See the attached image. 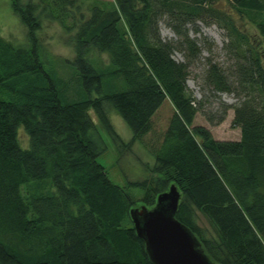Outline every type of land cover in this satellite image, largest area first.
<instances>
[{"label": "trees", "instance_id": "1", "mask_svg": "<svg viewBox=\"0 0 264 264\" xmlns=\"http://www.w3.org/2000/svg\"><path fill=\"white\" fill-rule=\"evenodd\" d=\"M38 1L57 9L62 25L70 16L64 30L71 65L87 98L62 105L51 91L25 103L0 100V264H150L129 216L136 203L96 161L106 146L90 110L115 146H128L112 129L108 108L130 131V142L149 137L156 145L149 153L159 178L127 183L143 191L138 203L152 207L172 185L180 195L175 219L212 263L264 264V0H111L90 3L77 20L65 8L77 0ZM36 5L10 0L32 44L39 30ZM161 17L171 23L175 44L160 39ZM196 22L224 34L230 65L206 60L203 82L238 99L231 120L237 141L214 140L207 129L192 126L201 104L186 92L185 80L201 50L183 26ZM175 50L185 63L171 58ZM90 52L106 56V73L87 62ZM106 77H120L125 89L104 93ZM164 101L172 112L156 137L151 120ZM228 109L222 107L218 123ZM30 183L40 192L23 197L20 188ZM197 213L211 233L196 224Z\"/></svg>", "mask_w": 264, "mask_h": 264}, {"label": "rangeland", "instance_id": "2", "mask_svg": "<svg viewBox=\"0 0 264 264\" xmlns=\"http://www.w3.org/2000/svg\"><path fill=\"white\" fill-rule=\"evenodd\" d=\"M26 1L28 0H21L22 3ZM31 1L35 5L38 4L35 17L39 23V30L33 34V44L28 38L27 28L13 14L10 0H0V100L25 103L29 96H45L51 91L62 105L86 99L87 95L81 87L78 74L71 65L74 55L72 48L68 45L70 35L64 30V25L71 24L70 16L66 21H63L64 25H62L58 22V20H62V16L58 15L57 9L48 5L43 6L38 3V0ZM43 1L47 4L49 0ZM110 1L77 0L73 2L72 6L66 5L65 8L70 14H74L75 20H77L79 14L86 15V8L90 3L99 4ZM170 25L171 23L166 17H161L157 23L158 34L162 41L175 44L178 38ZM242 27L250 37H254L253 28L248 24H244ZM183 29L201 50L198 59L187 65L185 80L186 92L195 102L201 104L192 126L207 129L214 140L237 141L239 129L232 127L231 120L232 107L237 105L238 99L233 94L215 93L203 82L206 60L212 61L222 68H227L230 65V61L222 52L225 42L224 34L215 25H204L200 22H196L194 25L186 24ZM257 40L259 41L256 37ZM260 50L264 65L263 43ZM171 58L176 62L185 63L181 51H173ZM86 60L94 69L102 73H106L109 68L107 58L103 54L90 52ZM102 83L104 93L111 94L125 89L120 77L111 79L106 77ZM222 107H230V109L226 111L224 119L218 123ZM106 111L112 129L119 140L128 146H115L102 129L93 111L90 110L88 115L106 146V151L96 161L104 168L108 179L124 189L137 207L141 206L138 202L143 196V191L138 188H128L127 183L147 180L153 184L159 178V174L152 171L153 162L149 153L156 145L151 144L149 137L138 142H130L131 133L123 121L110 108ZM171 112L172 108L169 102L164 101L151 120L154 136L160 137L164 132ZM18 140L22 147L26 146L27 139L21 131L18 132ZM29 186L32 188L30 189ZM40 189L36 184L30 183L20 188V194L26 197L27 191L32 190L31 193H36L40 192ZM47 189V185L42 187V191ZM195 220L201 229L211 233L207 222L198 213Z\"/></svg>", "mask_w": 264, "mask_h": 264}, {"label": "water", "instance_id": "3", "mask_svg": "<svg viewBox=\"0 0 264 264\" xmlns=\"http://www.w3.org/2000/svg\"><path fill=\"white\" fill-rule=\"evenodd\" d=\"M179 192L174 186L156 196L152 207L129 211L132 228L150 264H214L198 239L175 219Z\"/></svg>", "mask_w": 264, "mask_h": 264}]
</instances>
